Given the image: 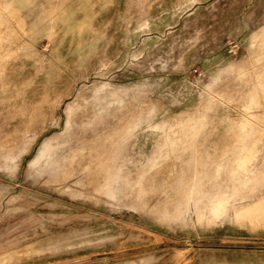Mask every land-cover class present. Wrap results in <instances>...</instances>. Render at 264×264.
I'll list each match as a JSON object with an SVG mask.
<instances>
[{
  "label": "rangeland",
  "instance_id": "374dc122",
  "mask_svg": "<svg viewBox=\"0 0 264 264\" xmlns=\"http://www.w3.org/2000/svg\"><path fill=\"white\" fill-rule=\"evenodd\" d=\"M0 264H264V0H0Z\"/></svg>",
  "mask_w": 264,
  "mask_h": 264
}]
</instances>
